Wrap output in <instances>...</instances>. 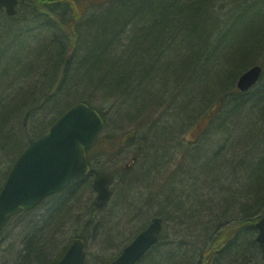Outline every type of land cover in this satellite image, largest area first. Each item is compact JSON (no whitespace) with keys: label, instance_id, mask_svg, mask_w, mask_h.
I'll return each instance as SVG.
<instances>
[{"label":"trees","instance_id":"trees-1","mask_svg":"<svg viewBox=\"0 0 264 264\" xmlns=\"http://www.w3.org/2000/svg\"><path fill=\"white\" fill-rule=\"evenodd\" d=\"M81 1L83 0H28L21 5V8H28L26 16L21 15V10L13 17L0 12V190L15 160L27 147L29 140L41 136L73 104L86 101L91 105L92 93L101 92L106 97L113 95L122 100L119 121L127 119L131 113L134 118L141 115L151 118L150 109L157 111V106L169 104L171 112L168 118H173L174 123L161 127L178 125L179 128L170 133H160L158 145L162 149L163 143H169V140L182 133L181 129L185 125L196 121L201 109L214 104L222 95L225 96V93L229 94L227 89L235 76L242 73L248 63L253 62L258 54L264 51V0H253L252 5L250 0H231V6L234 4V7L226 14L224 21L221 20L223 7L217 8V0H116L111 4L118 6L117 13L105 14L108 16L102 14V18L106 20L113 18L112 22L99 23L97 17H93L89 22L83 18L85 22L80 24L75 7L79 10ZM246 2L250 4V11L246 16H241L239 9L243 11L247 6ZM69 8L74 9L72 23L67 18L70 15ZM214 13H218V18L214 17ZM52 16L56 17L60 26L53 23ZM28 18L24 24L26 28L33 22L35 28L43 29L48 26L47 35L40 37L41 34L36 36L35 31L24 32L21 24L25 21L21 20ZM29 34L36 36L33 41L28 39ZM239 35L244 37L242 42L245 41L252 50L246 49L244 52L248 63L242 67L241 63L238 71L230 74V79L223 87L218 85L213 92H201L199 82L207 85L209 73L212 71L207 69L202 73L201 66H206L207 62L215 58L213 51L219 49V43L223 40H234ZM261 64L264 62L261 61ZM189 68L191 75L185 77ZM262 92L256 99L255 112H248L250 110L246 108L243 93L231 95L228 103L225 102V105L230 107L225 108L226 119L237 116L236 119L239 117L243 122L247 120V125L242 124L243 130L241 127H234L233 139L225 148L235 144L238 147L232 150L235 153H242L248 146L252 148L247 156L249 161L247 158H239L240 160H235L238 167L233 164L238 174L233 180L238 182L240 176H243V184L240 190L231 188L234 186L232 184L227 190L224 189L228 196L224 197V204L217 205L220 209L219 216L214 213L216 207H202L208 203V200H203V186L206 182H214L219 174L231 178L233 173L227 171L232 159L220 156V149L214 155L213 150H206L198 144L193 151L186 150V158L189 157L187 159L190 163L184 165L183 171H188H185L187 177L183 174L182 181L188 179V182L180 184L181 195L188 200L192 198L190 200L198 206L196 212H200V218H204L205 213L220 218L226 208L233 211L231 206L234 205H240L245 216L237 220L236 225L224 231L222 237L225 238L220 242L222 249L217 258L220 264H226L237 255L243 258L242 264L255 262L254 256H249L250 251L255 249L254 245L261 247L252 232H257V216L253 215L259 208L261 211L264 208V150L260 148L264 143ZM94 107L104 116L101 107ZM214 110L215 107L212 111ZM219 110L217 108L213 112L214 116L218 115ZM124 112H129L127 117H123ZM208 114L205 113L202 119L206 120ZM246 114L249 115L248 118H245ZM156 123L153 119L146 125L150 127ZM224 123L220 120L214 124L213 129L222 128V134L227 135L231 131ZM161 127L154 125L152 129ZM144 133L147 137L145 130ZM204 134L207 138L210 132L205 131ZM103 139L105 146L107 145L106 151L112 153L119 152L125 140L134 142L136 137L131 134L127 139H119L116 134L107 133ZM150 143H146L147 150L151 147ZM158 153L156 150L153 166L154 168L157 165V169L161 164L157 157H163ZM194 153L198 154L196 158L192 157ZM191 161L195 164L194 170L190 166ZM132 173H126L128 180L131 179ZM190 176L196 180L191 182V194L194 197L185 191ZM92 182V174H89L47 197L35 208L14 215L13 221L22 222V235H19L20 247L13 251L14 259L8 264H57L73 239L63 237L68 221L73 217L77 201L80 202L86 189L92 188ZM169 187L172 193L165 195L168 204L175 210H192V207H186L183 199L174 197L179 196L176 188L173 185ZM78 193L82 196L78 197ZM241 198L246 201L238 203ZM162 213L163 210L157 211V215ZM143 214L145 218L150 213ZM195 215L193 216L196 217ZM180 216L183 217L182 214ZM214 218L208 230L218 238L221 232L218 226L223 224V220L218 218L213 221ZM196 222L203 230L201 220ZM5 232L6 228L3 230L0 246ZM78 236L84 237V234L80 232ZM133 237L123 242L122 247L116 248L118 253H114L107 260L102 258L104 264L119 255ZM248 237H251L252 242L246 246L243 241ZM113 241L111 236H107L105 243L109 245ZM159 243L158 241L138 264H148L146 260L150 257V252ZM152 263L160 264L153 258Z\"/></svg>","mask_w":264,"mask_h":264},{"label":"rangeland","instance_id":"rangeland-1","mask_svg":"<svg viewBox=\"0 0 264 264\" xmlns=\"http://www.w3.org/2000/svg\"><path fill=\"white\" fill-rule=\"evenodd\" d=\"M115 1L116 0H83L79 2V10L75 7V12L79 15L81 22L80 24L85 21L89 22V19H94L93 17H97L96 20L99 23H104L105 21H107V23L109 21L112 22L113 18L106 20L102 17L103 15L109 13L115 14L118 6L115 5V3L111 4ZM231 2V0H217V8L220 9L221 6L223 7V17L230 12ZM73 10L74 9L69 8L70 15L67 16V18L70 20V23L73 22ZM26 11H28V8H22L21 15L25 14L26 16ZM214 14V17L218 18V13ZM51 18L53 23L55 22L54 24L60 26V23L56 17L52 16ZM83 18L85 21H83ZM27 20H29V18L21 20L25 21L23 24H21L22 29L24 28V32L32 33L35 31L37 32L36 36L39 33L41 34L40 37L47 35L49 31L48 26L43 29L35 28L33 27V22L29 23L30 26H28V29L26 26H24ZM78 24L79 22L76 25ZM36 36L29 34L28 39L33 41ZM243 38V36L239 35L234 38V40H223L221 44H218L219 49L213 51L215 58L207 62L205 64L206 66H201L202 73H204L207 69H209L208 71L212 70L209 73L210 77L208 79L207 85L203 83L201 84V82H199V89L201 92L206 90L209 93L213 92L216 90L218 85L223 87L224 84H226L230 79V74H233L235 71L237 72L239 65L247 60L244 52L246 49H249L248 51H250L251 48L248 47L245 41L242 42ZM261 61L262 63L264 62V51L259 53L253 62L248 63L249 65L246 66L243 71L252 64L261 63ZM181 62L182 60L180 58V63ZM189 70L190 68L188 69L185 77L191 75V71L189 72ZM190 87L191 86H187V88ZM263 90L264 71L260 81L244 95V98H246V108L250 110L248 111L249 113L256 109V107H254L256 106V99L259 98ZM74 92H76V90ZM92 94V105L99 106L103 109L105 119V124L98 137V140L90 150L91 156L93 158L92 163L99 167L109 169L114 173L115 178L112 182L114 196L104 209L95 210L96 208L93 207V201L96 193L93 190L91 191V189H86V192L83 193V196L81 193H78V197H82L80 198V202L77 201L76 203V207L73 210V217L71 221H68V226H66L67 231L63 237H67L68 239L69 237H75L80 232H82L85 239L87 240L86 251L88 252V264H104L102 258L107 260L114 253H118V251H116L117 247H122L123 242L128 240L130 237H135V235L141 229H144L148 226L151 218L157 215V211L163 210L162 215L158 214V216H161L163 219V229L159 240L160 243L150 252V257H148L146 260L148 264H153L152 258L157 259L160 264H220L217 258L219 256L220 250L222 249L220 242L225 238L222 237L224 231L236 225V221L243 219L245 216L242 213V209H240V205L231 206V208L233 207V211H231L230 208H226L222 213L223 215L220 218L218 217L219 219L223 220L221 221L223 224L218 226V229L221 231L219 233V237H214L215 233L209 231L208 228H210V225H212L211 220L215 216L211 217L210 215L208 216L209 213H205L204 218H200V212H196L198 206L193 202V200H190L192 198H189L188 200V198L182 197L181 195L180 184H182L184 181L188 182V179L182 181L183 174L185 177H187L185 171H188L187 169H184L185 171H183L184 165L190 163V160L187 159L189 157L187 156L186 158V150L191 149V151H193L198 144L199 146L201 145V147H204L206 150H213L214 155L217 153L218 149H220V156H223L224 159H232L231 165L228 166L227 171L233 173L231 178L226 177L225 174H219L214 182H206L205 186H203V190L205 192V194H203V200L205 199V202L208 200V203L203 204L202 207H216L214 213L215 215L217 214L219 216L220 214L218 213H220V209L217 207V205L221 203L224 204V197L228 196V193H225L224 189L226 188L227 190L228 186L230 188V184H232L234 186L231 188L240 190L243 184V176H240L241 179L238 180V182L233 180V177L238 176V174L235 172V168L238 167L237 163H235V160L238 161L241 158L248 159L247 156L250 153L252 146L245 147L242 153H235L232 151L234 148H238L235 146V144H230V146L227 148L225 147L233 139L234 127H241L243 130L242 126L244 124L247 125V120L244 121V123L239 117L236 119L237 116L231 117L230 120L226 119L227 115L224 113L226 112L225 108L229 109L230 107L228 104L225 105L224 101L218 99L216 102H214V104L209 105V107L207 106L208 108L204 107L201 109L195 122L187 126L185 125L181 129L182 133L179 132L180 134L177 137L169 140V143H163L162 145L165 148L163 147L160 149L158 145V142H160L158 140L160 133H170L172 130H177L179 128L178 125L169 126L174 123L172 120L173 118H168V115L171 112L169 104H166L163 107L157 106L159 108H155L157 111H151L152 109L149 110L151 113L150 117L157 122L154 124L155 126L157 125V127H161L163 125L169 124L166 128L161 127L159 129L156 128L155 130L154 128L152 129L154 125L150 127L146 125L151 123L153 119L145 115L134 118L133 113L129 114L128 116L129 112H124L123 117L126 115V117L128 116L127 119L129 120L124 119L123 121H119L118 118L121 116L119 110L122 108V103L120 104V102L122 100L116 99V96L111 95L106 97L105 94H102L101 92L100 94L97 92ZM227 95L228 93H225V96ZM213 107H215L214 111H216L217 108L220 109L217 116H214L213 114ZM205 113H209L208 116L211 118L209 119V117H207L206 120L202 119ZM248 116L249 115L246 114L245 118H248ZM130 117L132 119H130ZM213 119L216 120L214 123H212ZM220 120L225 122L224 124H227L231 131L227 135L222 134L224 131L222 128L213 129L214 124H217L220 122ZM228 121L230 122L228 123ZM144 130L147 133V137L144 133ZM205 131L210 132L207 138L204 137ZM107 133H114L119 139H127L129 136H131V134H134L136 140L134 142L125 140L123 148L119 152L109 153L106 151L107 145L105 146V140L103 139L104 135ZM148 142H151V147H149L147 150L146 143L148 144ZM140 143H142V148H140ZM260 148L261 150H264V143H262ZM156 150L159 151L158 154L163 155V157H157V160H159L161 163L158 169L157 165L153 168L154 162L156 161ZM134 155H139L138 161H136L132 167L126 168L125 166L131 162ZM196 155L198 154L194 153L192 157L196 158ZM146 157L147 159L145 160ZM140 160L142 161L139 162ZM249 160L250 158L248 161ZM181 162L183 163L181 164ZM233 164L236 165V167H234ZM194 165L195 164H193L191 161L190 166H192L193 170ZM126 173H132L130 180H128L129 176H126ZM125 178L127 180H124ZM195 181L196 180L190 176L189 184L186 186L188 188L185 189L186 193L192 195L191 187L193 185H191V182ZM172 185L176 188V193L179 194V196L174 197L183 199L186 207H192V210H175L172 205L168 204L165 195H171L172 191L169 189V186ZM241 201L246 200L241 198L238 203ZM263 211L264 208L262 211L259 208L254 213L253 217L257 216L256 221H259ZM142 212L150 214L143 218L144 214ZM181 214L184 218L180 216ZM218 218H214L213 221ZM198 220H201V223H203V230L197 226L198 224L196 221ZM257 234L258 230L257 232H252L254 238L257 237ZM19 235H22V222L17 223L12 220L6 228V232L3 237V243L0 246V264H8L13 261V251L19 249L20 247ZM107 236H111L112 241L114 240L112 244L108 245L105 243ZM243 242H245V245L247 244L246 246H249L252 242L251 237L244 239ZM254 246L255 249H253V251H250L246 248L247 251L251 252L249 256L253 255L256 262L262 261L264 256L261 247H259V245L258 247L257 245ZM103 248H106V250L104 251ZM240 256L237 255L232 260H228L226 264H242L243 258Z\"/></svg>","mask_w":264,"mask_h":264},{"label":"water","instance_id":"water-1","mask_svg":"<svg viewBox=\"0 0 264 264\" xmlns=\"http://www.w3.org/2000/svg\"><path fill=\"white\" fill-rule=\"evenodd\" d=\"M21 1L26 0H0V10L13 16ZM262 69L261 65L255 64L245 70L239 77V88L245 91L255 85ZM103 125L100 112L81 101L64 112L41 137L30 141L15 161L0 191V238L12 215L34 208L47 196L89 172L95 174L96 205L103 207L107 203L112 194L110 183L113 175L91 168L87 162V150L95 143ZM257 227V240L264 256V216ZM161 228L162 219L154 217L110 264H136L158 240ZM84 244L83 238H76L58 264H85Z\"/></svg>","mask_w":264,"mask_h":264},{"label":"bare ground","instance_id":"bare-ground-1","mask_svg":"<svg viewBox=\"0 0 264 264\" xmlns=\"http://www.w3.org/2000/svg\"><path fill=\"white\" fill-rule=\"evenodd\" d=\"M247 3V6L246 7H244L245 9L243 10V11H240V9H239V12H240V15L242 16V15H247V13H248V11H250V4L252 5V4H254V2H253V0H250V4L248 3V2H246ZM232 7H234V4L232 5V6H230V8H232ZM22 9V8H21ZM21 9H19V10H21ZM19 10H18V12H19ZM222 12H221V16H222ZM225 15H224V17L222 16L221 17V20H225ZM248 63V61L246 60L245 62H242V64H241V67L242 66H245L246 64ZM240 71V70H239ZM239 74L237 75V76H235V78H234V80L232 81V83L230 84V86H229V88L227 89L228 91H229V94L227 95V96H223L222 95V97H220V100H222V101H224V102H227L228 101V99H229V97L231 96V95H235V94H239V93H243V94H245L246 92H248L250 89H252L254 86H251L250 88H248L247 90H241L240 88H239V86H238V80H239ZM86 102V101H85ZM91 106H92V104H91ZM94 107V106H93ZM136 264H138V262L136 263ZM256 264H264V259L262 260V261H257V263Z\"/></svg>","mask_w":264,"mask_h":264}]
</instances>
